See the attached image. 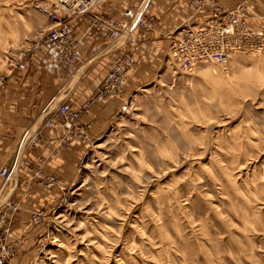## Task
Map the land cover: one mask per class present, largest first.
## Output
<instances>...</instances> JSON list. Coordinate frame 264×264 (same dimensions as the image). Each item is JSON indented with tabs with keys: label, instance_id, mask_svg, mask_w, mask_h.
<instances>
[{
	"label": "rangeland",
	"instance_id": "1",
	"mask_svg": "<svg viewBox=\"0 0 264 264\" xmlns=\"http://www.w3.org/2000/svg\"><path fill=\"white\" fill-rule=\"evenodd\" d=\"M41 1L0 0V90L51 26ZM94 108L101 124L7 264H264V53L184 72L160 52Z\"/></svg>",
	"mask_w": 264,
	"mask_h": 264
},
{
	"label": "built area",
	"instance_id": "2",
	"mask_svg": "<svg viewBox=\"0 0 264 264\" xmlns=\"http://www.w3.org/2000/svg\"><path fill=\"white\" fill-rule=\"evenodd\" d=\"M107 1L43 0L37 3V9L51 26L15 60L14 68L28 70L35 55L44 52L51 55L57 69L78 71L83 65L82 39L92 34L105 35L114 49L107 75L88 98L80 104H75L69 96L53 98L38 120L23 132L12 164L0 171L3 187L18 179L25 156L42 148L52 131L64 129L59 149L67 148L75 138L87 139L91 126L81 124L82 115L96 104L123 101L129 78L140 62H152L163 52L169 63L184 72H192L202 64L227 65L238 54L264 53V19L254 15L251 0H238L228 7L221 4L222 0H177L187 16L167 28L156 14L158 0H125L116 16L106 14ZM256 19L260 25L255 23ZM159 36L165 47L152 42V37L157 40ZM122 109L125 111L126 106ZM33 179L45 191L61 186L57 176L44 175L41 170L35 171ZM67 202L65 195L60 205ZM18 211V205H0V264L15 259L21 246L19 241H10ZM42 219V209L32 212V224H40Z\"/></svg>",
	"mask_w": 264,
	"mask_h": 264
},
{
	"label": "crops",
	"instance_id": "3",
	"mask_svg": "<svg viewBox=\"0 0 264 264\" xmlns=\"http://www.w3.org/2000/svg\"><path fill=\"white\" fill-rule=\"evenodd\" d=\"M237 1L222 0L221 4L228 7ZM124 2L108 0L104 7L106 14L116 16ZM251 2L254 15L264 19V0ZM156 14L166 28L176 24L182 16H187L186 10L179 7L177 0H158ZM257 20L255 23L260 25ZM113 49L105 35H88L83 37L80 46L83 64L80 70H59L53 64L51 55L40 52L28 70H18L9 77L7 84L0 90V171L10 167L21 135L38 120L41 111L53 98L69 96L75 104H80L95 91L108 73ZM99 115L96 108L90 109L82 115L81 124L91 125L95 132L97 125L101 124ZM63 134L64 129L52 131L42 148L28 153L16 181L3 187L0 178V205L12 203L19 207L13 219L12 243L27 242L32 212L52 204L58 195L56 190L45 191L37 185L33 179L35 171L41 170L44 175L57 176L62 186L70 178L81 141L74 139L67 150L59 149Z\"/></svg>",
	"mask_w": 264,
	"mask_h": 264
},
{
	"label": "bare ground",
	"instance_id": "4",
	"mask_svg": "<svg viewBox=\"0 0 264 264\" xmlns=\"http://www.w3.org/2000/svg\"><path fill=\"white\" fill-rule=\"evenodd\" d=\"M81 71H82V70H81ZM84 71H85V70H83V72H84ZM83 72H82V73H83ZM78 74H79V73H78ZM76 75H77V73H76ZM10 184H11V183H10Z\"/></svg>",
	"mask_w": 264,
	"mask_h": 264
}]
</instances>
